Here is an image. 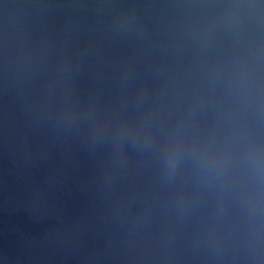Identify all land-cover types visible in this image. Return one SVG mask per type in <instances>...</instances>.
Wrapping results in <instances>:
<instances>
[{
	"label": "water",
	"instance_id": "95a60500",
	"mask_svg": "<svg viewBox=\"0 0 264 264\" xmlns=\"http://www.w3.org/2000/svg\"><path fill=\"white\" fill-rule=\"evenodd\" d=\"M264 0H0V264H264L244 190L163 152L235 130Z\"/></svg>",
	"mask_w": 264,
	"mask_h": 264
},
{
	"label": "clouds",
	"instance_id": "9594fccd",
	"mask_svg": "<svg viewBox=\"0 0 264 264\" xmlns=\"http://www.w3.org/2000/svg\"><path fill=\"white\" fill-rule=\"evenodd\" d=\"M235 96L238 104L264 106V84L245 70L235 86ZM186 160L191 161L198 177L221 192L242 182L241 212L253 230L264 225V137L233 130L223 137H210L191 147L179 139L171 140L163 152L167 174L174 176Z\"/></svg>",
	"mask_w": 264,
	"mask_h": 264
}]
</instances>
